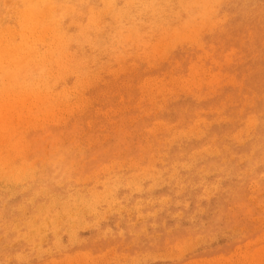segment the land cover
Wrapping results in <instances>:
<instances>
[{
  "label": "rangeland",
  "instance_id": "1",
  "mask_svg": "<svg viewBox=\"0 0 264 264\" xmlns=\"http://www.w3.org/2000/svg\"><path fill=\"white\" fill-rule=\"evenodd\" d=\"M7 1L0 264H264V0Z\"/></svg>",
  "mask_w": 264,
  "mask_h": 264
},
{
  "label": "bare ground",
  "instance_id": "2",
  "mask_svg": "<svg viewBox=\"0 0 264 264\" xmlns=\"http://www.w3.org/2000/svg\"><path fill=\"white\" fill-rule=\"evenodd\" d=\"M5 1H7V0H5ZM31 1H33V0H31ZM41 1H43V0H41ZM45 1H46V0H45ZM48 1H49V0H48ZM62 1H63V0H62ZM84 1H85V0H84ZM117 1H118V0H117ZM125 1H126V0H125ZM140 1H141V0H140ZM143 1H144V0H143ZM147 1H151V0H147ZM14 2H15V1H14ZM18 2H19V1H18ZM38 2H40V1L38 0ZM38 2H37V5H39L40 3H43V2H40V3L38 4ZM76 2H77V1H76ZM86 2H88V0H86ZM93 2H94V0H93ZM102 2H103V1H102ZM109 2H110V1H109ZM109 2H107V7H108ZM7 3H9L8 1L6 2V5H9V4H7ZM51 3H52V0H51ZM55 3H56V2H55ZM57 3H58V2H57ZM63 3H65V2H63ZM88 3H89V2H88ZM104 3H105V2H104ZM116 3H117V2H116ZM124 3H125V2H124ZM124 3H123V4H124ZM139 3H140V2H139ZM141 3H142V2H141ZM143 3H144V2H143ZM143 3H142V4H143ZM151 3H152V1H151ZM25 4H26V3H25ZM47 4H48V3H47ZM112 4H113V3H112ZM0 5H1V4H0ZM16 5H17V1H16ZM19 5H22V4H19V3H18L17 6L19 7ZM57 5H58V4H57ZM63 5H64V4H63ZM79 5H80V4H79ZM87 5H88V4H87ZM109 5H110V4H109ZM144 5H145V4H144ZM146 5H147V4H146ZM150 5H152V4H150ZM166 5H167V4H166ZM205 5H206V4H205ZM205 5H204V6H205ZM41 6H42V5H41ZM41 6L39 5V7H41ZM54 6H55V4H54ZM54 6H53V7H54ZM66 6H67V5H66ZM66 6H65V8H66ZM69 6H70V5H69ZM69 6H67V7H69ZM105 6H106V5H105ZM105 6H103V7L105 8ZM114 6H115V5H114ZM118 6H119V5H118ZM130 6H131V5H130ZM5 7H6V6H5ZM13 7H14V6H13ZM28 7H29V6H28ZM28 7H27V11H28ZM49 7H50V4H49ZM53 7H52V8H53ZM71 7H73V6H71ZM109 7H110V6H109ZM125 7H126V6H125ZM15 8H16V7H15ZM45 8H46V7H45ZM45 8H44V9H45ZM50 8H51V7H50ZM50 8H49V9H50ZM55 8H56V7H55ZM62 8H63V7H62ZM82 8H83V7H82ZM132 8H133V7H132ZM160 8H161V6H160ZM204 8L206 9V6H205ZM0 9H1V8H0ZM49 9H47V11H49ZM58 9H59V8H58ZM69 9H70V8H69ZM92 9H93V8H92ZM111 9H112V8H111ZM144 9H145V8H144ZM7 10H9V9H7ZM13 10H14V9H13ZM13 10H12V11H13ZM17 10H18V9H17ZM21 10H22V9H21ZM21 10H20V11H21ZM23 10H24V9H23ZM50 10L52 11L53 9H50ZM72 10H73V8H72ZM163 10H164V9H163ZM27 11L24 12V13H25L24 15H26V16H27ZM31 11H32V10H31ZM31 11H28V12H31ZM33 11H34V10H33ZM33 11H32V12H33ZM59 11H60V10H59ZM119 11H121V10H119ZM7 12H8V11H7ZM36 12H37V11H35L34 13H36ZM40 12H41V11H40ZM45 12H46V11H44V13H42V12H41V13L44 14V16L46 17ZM55 12H56V10H55ZM71 12H72V11H71ZM75 12H76V10H75ZM90 12H91V11H90ZM93 12H94V11H92L91 13H93ZM159 12H160V11H159ZM9 13H10V12H9ZM13 13H14V12H13ZM41 13H39V14H41ZM48 13H50V12H48ZM65 13H66V12H65ZM68 13H69V11H68ZM73 13H74V10H73ZM151 13H152V12H151ZM179 13H180V12H179ZM1 14H2V13H1ZM28 14H30V13H28ZM70 14H71V13H70ZM70 14H69V15H70ZM116 14H117V13H116ZM181 14H182V13H181ZM5 15H6V14H5ZM18 15H19V14H18ZM47 15H48V14H47ZM50 15H51V14H50ZM64 15H65V14H64ZM71 15H73V14H71ZM91 15H92V14H91ZM139 15H141V13H140ZM12 16H13V14H12ZM14 16H15V15H14ZM29 16H30V18H31V22L33 21V20H32L33 17L36 18V14H33V17H31L32 15H29ZM42 16H43V15H41L40 18L43 19L44 16H43V17H42ZM54 16H56V15H54ZM57 16H58V15H57ZM94 16H95V13H93V16H92V17L95 18ZM3 17H5V16H3ZM15 17H16V16H15ZM48 17H49V16H48ZM64 17H66V16H64ZM78 17H79V16H78ZM90 17H91V16H90ZM147 17H148V16H147ZM1 18H2V17H1ZM1 18H0V19H1ZM58 18H59V17H58ZM75 18H76V17H75ZM93 18H92V19H93ZM5 19H6V18H5ZM7 19H8V18H7ZM16 19H17V18H16ZM42 19H41V20H42ZM44 19H45V18H44ZM49 19H50V18H49ZM67 19H68V18H67ZM80 19H81V18H80ZM2 20H3V18H2ZM2 20H1V21H2ZM38 20H39V19H38ZM38 20H37V21H38ZM41 20H40V21H41ZM45 20H46V19H45ZM1 21H0V22H1ZM55 21H56V20H55ZM63 21H64V19H63ZM67 21H68V20H67ZM70 21H72V20H70ZM76 21H77V20H76ZM3 22H4V21H3ZM10 22H11V20H10ZM21 22H22V21H21ZM41 22H42V21H41ZM58 22H59V19H58ZM61 22H62V21H61ZM73 22H74V21H73ZM91 22H93V20H92ZM1 23H2V22H1ZM8 23H9V22H8ZM38 23H39V22H38ZM38 23H37L36 25H38ZM68 23H69V22H68ZM70 23H72V22H70ZM3 24H4V23H3ZM3 24H2V25H3ZM49 24H50V26H51V23H49ZM49 24H48V27L50 28ZM52 24H53V23H52ZM59 24H60V23H59ZM90 24H91V23H90ZM29 25H30V23H29ZM63 25H64V24H63ZM63 25H62V26H63ZM135 25H136V24H135ZM11 26H12V24H11ZM14 26H15V24H14ZM53 26H54V25H52V27H53ZM55 26H56V25H55ZM57 26H59V25H57ZM62 26H61V27H62ZM36 27H37V26H36ZM48 27H47V29H48ZM61 27H60V28H61ZM65 27H66V26H65ZM1 28H2V27H1ZM4 28H5V27H4ZM12 28H13V27H12ZM128 28H129V27H128ZM9 29H10V27L8 28V30H9ZM14 29L17 30L15 27H14ZM33 29H34V26H33L32 30H33ZM56 29H57V28H56ZM91 29H92V28H91ZM133 29H134V28H133ZM4 30H5V29H4ZM4 30H3V31H4ZM22 30H23V29H22ZM22 30H21V31H22ZM25 30H26V29H25ZM32 30H31V31H32ZM35 30H36V32H37V29H36V28H35ZM48 30H50V29H48ZM9 31H11V29H10ZM12 31H13V30H12ZM19 31H20V29H19ZM19 31H18V32H19ZM21 31H20V32H21ZM52 31H54V30H52ZM60 31H61V30H60ZM16 32H17V31H16ZM38 32H39V31H38ZM43 32L46 33L45 35L48 34V32H46V31H43ZM43 32H42V33H43ZM66 32H67V31H66ZM120 32H121V31H120ZM127 32H128V30H127ZM22 33H23V32H22ZM24 33H25V31H24ZM34 33H35V31H34ZM34 33H33V34H34ZM49 33H50V32H49ZM58 33H59V32H58ZM64 33H65V32H64ZM69 33H70V32H69ZM69 33H68V34H69ZM10 34H11V32H10ZM26 34H28V33H26ZM37 34H38V33H37ZM39 34H40V33H39ZM114 34H115V33H114ZM34 35H35V34H34ZM40 35H41V34H40ZM40 35H39V36H40ZM48 35H49V34H48ZM48 35H47V36H48ZM51 35H52V34H51ZM65 35L67 36V34H65ZM6 36H7V35H6ZM35 36H38V35H35ZM39 36H38V37H39ZM41 36H42V35H41ZM41 36H40V37H41ZM43 36H44V35H43ZM52 36H53V35H52ZM54 36H55V35H54ZM68 36H69V35H68ZM119 36H120V35H119ZM16 37H17V36H16ZM29 37H30V36H29ZM32 37H33V35H32ZM32 37H31V38H32ZM55 37L57 38V36H55ZM58 37H59V36H58ZM110 37H111V36H110ZM121 37H122V35H121ZM129 37H130V36H129ZM8 38H9V37H8ZM8 38H7V39H8ZM18 38H19V37H18ZM18 38H17V39H18ZM65 38H67V37H65ZM113 38H115V37L113 36ZM32 39H33V38H32ZM41 39H43V38L41 37ZM58 39H59V38H58ZM63 39H64V37H63ZM74 39H75V38H74ZM126 39H127V38H126ZM129 39H130V38H129ZM44 40H45V39H44ZM121 40H122V39H121ZM19 41H20V40H19ZM34 41H35V40H34ZM34 41H33V42H34ZM79 41H80V40H79ZM33 42H31V43H33ZM41 42H42V41H41ZM80 42H81V41H80ZM85 42H86V41H85ZM119 42H120V41H119ZM122 42H123V41H122ZM35 43H36V41H35ZM35 43H34L33 45H35ZM51 43H53V42H51ZM64 44H65V43H64ZM86 44H87V43H86ZM121 44H122V43H121ZM35 46H36V45H35ZM23 47H25V46H23ZM42 47H43V46H42ZM123 47H124V46H123ZM47 48H49V47H47ZM47 48H46V49H47ZM35 49H36V48H35ZM35 49H33V50H35ZM38 50H39V49H38ZM48 53H49V52H48ZM52 53H53V52H52ZM34 55H35V54H34ZM51 55H52V54H51ZM49 56H50V55H49ZM63 56H64V55H63ZM26 58H27V57H26ZM44 59H45V58H44ZM24 60H26V59H24ZM24 60H23V61H24ZM31 60H32V59H31ZM34 61H35V60H34ZM38 61H40V60H38ZM3 62H4V60H3ZM7 62H9V61L7 60ZM7 62H4V63L6 64ZM10 62H11V61H10ZM29 62H30V61H29ZM112 62H113V61H112ZM35 64H36V62H35ZM37 64H40V63L37 62ZM44 64H45V63H44ZM20 65H21V63H20ZM20 65H18V66H20ZM27 65H28V62H27ZM29 65H30V64H29ZM14 66H15V64H14ZM36 66H37V65H35V67H36ZM31 67H33V63L31 64ZM38 67H39V65H38ZM38 67H37V68H38ZM12 68H13V65H12ZM33 68H34V67H33ZM9 69H10V67H9ZM13 69H15V68H13ZM13 69H12L11 71H14V72H15V70H13ZM25 70H26V69H25ZM34 70H35V69H34ZM32 72H33V71H32ZM24 74H26L25 71H24ZM26 75H27V74H26ZM11 76H12V75H10L9 77H11ZM9 77H7V78H9ZM14 77H16V76H13V78H14ZM23 77H24V76H23ZM29 78H30V76H29ZM3 79H4V78H3ZM18 79H19V78H18ZM157 80H158V79H157ZM10 82H11V81H10ZM17 88H18V87H17ZM56 92H57V91H56ZM20 97H21V96H20ZM20 99H21V98H20ZM38 99H39V98H38ZM16 100H17V99H16ZM62 100H63V99H62ZM19 101H20V100H19ZM44 103H46V102H44ZM44 103H43V104H44ZM18 104H19V103H18ZM32 104H33V103H32ZM15 105H16V104H15ZM34 105H35V104H34ZM19 106H21V105H19ZM28 106H29V105H28ZM32 107H33V106H32ZM32 107H31V108H32ZM36 107H37V106H36ZM17 108H19V107H17ZM32 109H33V108H32ZM32 109H30V107H29V110H30V111H31ZM18 110H19V109H18ZM37 110H38V109H37ZM3 111H5V110H3ZM22 111H23V110H22ZM32 111H33V110H32ZM28 112H29V111H28ZM58 113H59V112H58ZM12 114H13V113H12ZM23 116H24V115H23ZM24 117H25V116H24ZM44 118H45V117H44ZM48 118H49V116H48ZM43 120H44V119H43ZM249 121H250V120H249ZM29 122H30V121H29ZM47 124H48V123H47ZM32 125H33V124H32ZM36 127H38V126H36Z\"/></svg>",
  "mask_w": 264,
  "mask_h": 264
}]
</instances>
